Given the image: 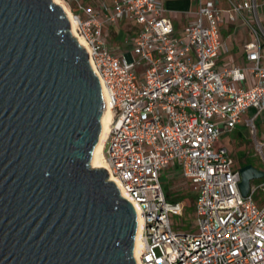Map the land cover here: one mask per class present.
Returning <instances> with one entry per match:
<instances>
[{"label": "built area", "instance_id": "2783aa9c", "mask_svg": "<svg viewBox=\"0 0 264 264\" xmlns=\"http://www.w3.org/2000/svg\"><path fill=\"white\" fill-rule=\"evenodd\" d=\"M63 1L109 103L103 154L138 214V264H264V191L260 201L252 196L264 178L248 180L241 193L233 156L218 141L251 106L243 122L264 174V138L254 121L264 112L261 0H195L179 33L161 0H74L82 14ZM128 16L134 24L120 31L122 48L113 47L109 26ZM223 23L246 27L242 63L218 62L227 49L218 36ZM162 172L189 177L193 230L171 228L168 212L180 213L184 201L166 197Z\"/></svg>", "mask_w": 264, "mask_h": 264}, {"label": "water", "instance_id": "95a60500", "mask_svg": "<svg viewBox=\"0 0 264 264\" xmlns=\"http://www.w3.org/2000/svg\"><path fill=\"white\" fill-rule=\"evenodd\" d=\"M52 0H0V264H135L136 215L89 165L104 97ZM245 193L263 174L237 166Z\"/></svg>", "mask_w": 264, "mask_h": 264}, {"label": "rangeland", "instance_id": "374dc122", "mask_svg": "<svg viewBox=\"0 0 264 264\" xmlns=\"http://www.w3.org/2000/svg\"><path fill=\"white\" fill-rule=\"evenodd\" d=\"M64 4L65 2L61 0ZM106 2L108 0H105ZM66 5V4H65ZM134 24L132 17H123L118 19L116 22L110 25L109 27V36L108 40L113 47H120L119 39L121 37L120 31L122 28L130 27ZM224 25V23H223ZM220 29H223L221 26ZM131 30H133L131 28ZM218 36L222 39L223 30L218 29ZM122 48V47H120ZM220 60L218 62H223L222 60H230L232 59L231 54L229 52H222ZM252 111L251 106H247L241 113L240 119L235 123V125L230 129L223 132H220L218 141L224 143L230 153L233 156V162L236 166L242 163V160L249 161L255 166L262 167V155L259 151L255 150L252 145V138L247 132V128L243 122L244 116L250 114ZM255 126H256V137L258 139L264 138V112L257 114L254 116ZM104 146L102 145V151ZM264 155V152H263ZM245 161V162H246ZM241 162V163H240ZM264 178V174L253 176L249 178V181L253 184H257ZM161 181V186L167 198H181L184 202L183 209L180 213H176L173 211L168 212V218L170 221V226L172 229L177 231H190L195 228L194 221V212L192 206V184L189 180V177L180 178L178 175H173L171 178H166L164 173L160 174L159 177ZM169 180L173 183L174 189H170ZM264 189L260 185H256L252 192V196L260 201Z\"/></svg>", "mask_w": 264, "mask_h": 264}, {"label": "crops", "instance_id": "0c3cea01", "mask_svg": "<svg viewBox=\"0 0 264 264\" xmlns=\"http://www.w3.org/2000/svg\"><path fill=\"white\" fill-rule=\"evenodd\" d=\"M78 1L81 4L85 5L95 4V0ZM161 2L163 6L162 14L169 17L173 29L175 30V32L179 33L181 31L182 25L186 22V20L192 18L193 16L192 9L194 7L195 0H161ZM216 2L220 5H223L225 3L224 0H216ZM66 3L70 8L82 14L81 9L77 7L74 0H66ZM259 11L260 20L262 22V25L264 26V0H261L259 4ZM221 26L223 27V29H220ZM219 30H223L222 38L225 40L227 46L225 52H229V54H231L232 59L235 60L232 62L242 63L244 61L242 52V42L249 35L246 30V27L240 23H237L235 25H232V23H227L225 25L219 24ZM228 33H230V35ZM222 52L224 51L219 52V60L220 57H222Z\"/></svg>", "mask_w": 264, "mask_h": 264}, {"label": "bare ground", "instance_id": "6f19581e", "mask_svg": "<svg viewBox=\"0 0 264 264\" xmlns=\"http://www.w3.org/2000/svg\"><path fill=\"white\" fill-rule=\"evenodd\" d=\"M52 1L57 2L61 6V8L63 9L64 14H65V16L67 18V21H68L67 29L69 30V32L74 36V38L78 42H80L84 46V48H86L84 39L82 38V36L74 28V20H73L72 16L69 13L68 7L61 0H52ZM101 91H102V89H101ZM102 94H103V91H102ZM103 97H104V111L102 112V115L100 116V127H99L98 134H97V140L92 146V149H91V152H90V155H89V159H88V164L89 165H95V164L102 165L105 168V170L107 171L108 177L113 179L114 183L116 184V186L118 188V181L108 171L106 160H105V157H104V154H103V151H102L103 139H104L105 134H106L108 121L110 119L109 103L106 100L104 94H103ZM118 189H119L121 194H123L124 196H126L129 199V201H130V203L132 204V207H133L134 206L133 201H131L130 198L120 188H118ZM135 215H136V229H135V233H134V237H133V245H132V248H131V254H132L133 258H134L135 264H138V262H137V259H138L137 256L138 255L137 254H138V251L140 249L141 238H140V236L138 234V230H139L138 229V220H139L138 214L135 212Z\"/></svg>", "mask_w": 264, "mask_h": 264}, {"label": "trees", "instance_id": "16d2710c", "mask_svg": "<svg viewBox=\"0 0 264 264\" xmlns=\"http://www.w3.org/2000/svg\"><path fill=\"white\" fill-rule=\"evenodd\" d=\"M246 160H242V163L245 162ZM241 163V162H240Z\"/></svg>", "mask_w": 264, "mask_h": 264}]
</instances>
